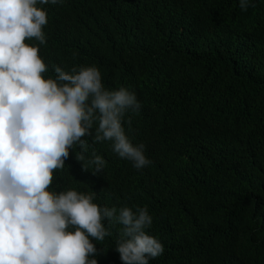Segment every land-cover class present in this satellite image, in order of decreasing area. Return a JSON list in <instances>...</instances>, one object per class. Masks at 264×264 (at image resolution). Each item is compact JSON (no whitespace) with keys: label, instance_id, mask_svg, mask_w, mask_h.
Wrapping results in <instances>:
<instances>
[{"label":"trees","instance_id":"obj_1","mask_svg":"<svg viewBox=\"0 0 264 264\" xmlns=\"http://www.w3.org/2000/svg\"><path fill=\"white\" fill-rule=\"evenodd\" d=\"M63 0L48 13V65L96 66L106 89L126 87L142 107L123 126L145 145L141 170L111 142L70 150L50 191L94 193L97 205L147 207L163 244L149 264H264V0ZM132 124L129 128L128 117ZM93 153L106 164L90 163ZM110 235L90 237L97 264H122Z\"/></svg>","mask_w":264,"mask_h":264},{"label":"clouds","instance_id":"obj_2","mask_svg":"<svg viewBox=\"0 0 264 264\" xmlns=\"http://www.w3.org/2000/svg\"><path fill=\"white\" fill-rule=\"evenodd\" d=\"M62 2L0 0V264H97L90 237L111 234L106 220L122 226L115 247L122 264H149L165 249L146 231L153 223L147 207H101L94 193L49 190L71 149L79 145L84 159L95 123L94 143L111 142L137 170L152 163L123 126L142 107L134 92L106 89L96 66H55V78L44 77L48 65L26 41L47 43L48 13L37 4ZM239 7L246 12L255 2L239 0ZM90 163L100 171L106 161L93 153Z\"/></svg>","mask_w":264,"mask_h":264}]
</instances>
